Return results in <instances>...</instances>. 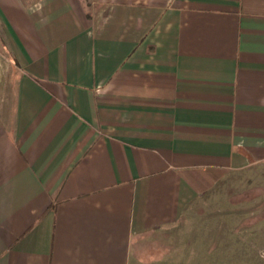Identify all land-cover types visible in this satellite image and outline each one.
<instances>
[{"label": "crops", "instance_id": "0c3cea01", "mask_svg": "<svg viewBox=\"0 0 264 264\" xmlns=\"http://www.w3.org/2000/svg\"><path fill=\"white\" fill-rule=\"evenodd\" d=\"M255 167L264 0H0V264H181L149 239Z\"/></svg>", "mask_w": 264, "mask_h": 264}, {"label": "rangeland", "instance_id": "374dc122", "mask_svg": "<svg viewBox=\"0 0 264 264\" xmlns=\"http://www.w3.org/2000/svg\"><path fill=\"white\" fill-rule=\"evenodd\" d=\"M148 254L180 249L181 264H264V167L231 175L181 222L148 242ZM176 248V247H175Z\"/></svg>", "mask_w": 264, "mask_h": 264}]
</instances>
